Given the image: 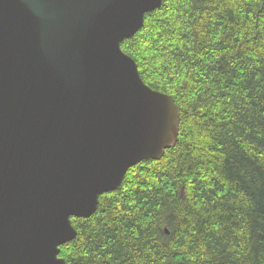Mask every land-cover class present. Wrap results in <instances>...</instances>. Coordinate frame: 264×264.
Returning a JSON list of instances; mask_svg holds the SVG:
<instances>
[{
	"label": "trees",
	"instance_id": "obj_1",
	"mask_svg": "<svg viewBox=\"0 0 264 264\" xmlns=\"http://www.w3.org/2000/svg\"><path fill=\"white\" fill-rule=\"evenodd\" d=\"M173 96V147L72 217L65 264H264V0H162L121 42ZM167 230V231H165Z\"/></svg>",
	"mask_w": 264,
	"mask_h": 264
},
{
	"label": "water",
	"instance_id": "obj_2",
	"mask_svg": "<svg viewBox=\"0 0 264 264\" xmlns=\"http://www.w3.org/2000/svg\"><path fill=\"white\" fill-rule=\"evenodd\" d=\"M161 3L0 0V264H65L71 218L174 146L173 96L121 49Z\"/></svg>",
	"mask_w": 264,
	"mask_h": 264
}]
</instances>
